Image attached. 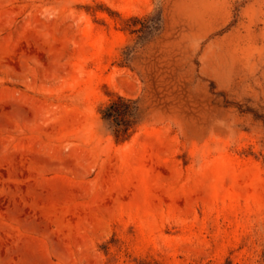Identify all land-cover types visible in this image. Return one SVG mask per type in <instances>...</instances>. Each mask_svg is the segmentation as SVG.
<instances>
[{
  "label": "rangeland",
  "instance_id": "374dc122",
  "mask_svg": "<svg viewBox=\"0 0 264 264\" xmlns=\"http://www.w3.org/2000/svg\"><path fill=\"white\" fill-rule=\"evenodd\" d=\"M144 260L264 262V0H0V264Z\"/></svg>",
  "mask_w": 264,
  "mask_h": 264
},
{
  "label": "trees",
  "instance_id": "16d2710c",
  "mask_svg": "<svg viewBox=\"0 0 264 264\" xmlns=\"http://www.w3.org/2000/svg\"><path fill=\"white\" fill-rule=\"evenodd\" d=\"M143 112L140 98H127L122 95H117L100 108L102 117L114 126V135L118 141H125L132 136L135 127L143 117ZM143 264L159 263L144 260ZM225 264H231V262L227 261Z\"/></svg>",
  "mask_w": 264,
  "mask_h": 264
}]
</instances>
